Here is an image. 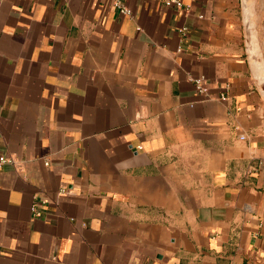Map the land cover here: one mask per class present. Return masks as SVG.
I'll use <instances>...</instances> for the list:
<instances>
[{
  "label": "crops",
  "instance_id": "1",
  "mask_svg": "<svg viewBox=\"0 0 264 264\" xmlns=\"http://www.w3.org/2000/svg\"><path fill=\"white\" fill-rule=\"evenodd\" d=\"M179 2L0 0V264H264V0Z\"/></svg>",
  "mask_w": 264,
  "mask_h": 264
},
{
  "label": "built area",
  "instance_id": "2",
  "mask_svg": "<svg viewBox=\"0 0 264 264\" xmlns=\"http://www.w3.org/2000/svg\"><path fill=\"white\" fill-rule=\"evenodd\" d=\"M165 3H166V5H174V6H176L177 8H181V4H180V2H179V0H165ZM116 6H117V8H119V10H120V12L122 13V14H125V15H129L128 14V12L125 10V9H123L122 8V6L121 5H119V4H116ZM199 81H197V83H198ZM10 162V160H6V158H0V168L2 167V165H4L5 163H9ZM259 166H260V168L262 169V171L264 172V161H261L260 163H259Z\"/></svg>",
  "mask_w": 264,
  "mask_h": 264
},
{
  "label": "rangeland",
  "instance_id": "3",
  "mask_svg": "<svg viewBox=\"0 0 264 264\" xmlns=\"http://www.w3.org/2000/svg\"><path fill=\"white\" fill-rule=\"evenodd\" d=\"M252 55H253V60H254L255 62H256V61L261 62V61L259 60V57H260L261 54H259V53H253ZM262 56H263V55H262Z\"/></svg>",
  "mask_w": 264,
  "mask_h": 264
}]
</instances>
